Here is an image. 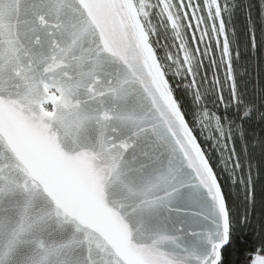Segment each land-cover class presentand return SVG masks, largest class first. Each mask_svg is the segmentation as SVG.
Returning a JSON list of instances; mask_svg holds the SVG:
<instances>
[{
    "label": "snow or ice",
    "instance_id": "obj_1",
    "mask_svg": "<svg viewBox=\"0 0 264 264\" xmlns=\"http://www.w3.org/2000/svg\"><path fill=\"white\" fill-rule=\"evenodd\" d=\"M0 264H264V0H0Z\"/></svg>",
    "mask_w": 264,
    "mask_h": 264
}]
</instances>
